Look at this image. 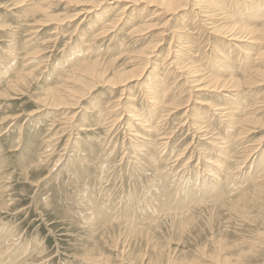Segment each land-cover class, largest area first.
<instances>
[{"label":"rangeland","instance_id":"obj_1","mask_svg":"<svg viewBox=\"0 0 264 264\" xmlns=\"http://www.w3.org/2000/svg\"><path fill=\"white\" fill-rule=\"evenodd\" d=\"M148 1L0 0V264H264V82L239 97L232 83L198 90L264 70L256 0H185L177 13ZM229 26L252 35L214 32ZM147 60L139 81L109 82ZM86 68L112 79L95 84ZM158 77L180 108L170 115L162 95L151 101ZM247 111L259 124L239 135L228 121ZM214 145L230 149L219 172Z\"/></svg>","mask_w":264,"mask_h":264},{"label":"bare ground","instance_id":"obj_2","mask_svg":"<svg viewBox=\"0 0 264 264\" xmlns=\"http://www.w3.org/2000/svg\"><path fill=\"white\" fill-rule=\"evenodd\" d=\"M125 1V0H124ZM131 1V0H130ZM134 2H141V0H133ZM143 1H148V0H142V2ZM156 0H149L148 2H155ZM184 1L185 0H157V2L162 6V7H164L165 9H167V11L168 12H171V13H177L178 11H180L181 9H182V7H184ZM211 1V0H210ZM241 2H240V4H242L243 5V3H246L248 0H240ZM245 1V2H244ZM259 1L260 0H256V2L255 3H253V4H251V5H249V7H250V9H253L254 11H256V12H254V20L255 21H257V19H260L259 20V22H264V2L263 3H261V5L260 4H258L259 3ZM263 0H261V2H262ZM105 2V1H104ZM107 2V1H106ZM127 2V1H126ZM202 2H206V3H204V4H208L209 6H210V4L212 3H209V2H207V1H202ZM131 3V2H130ZM222 3L223 2H217V3H215V4H213V6L214 7H212L214 10H215V7L216 8H221L222 7ZM106 4V3H105ZM196 4V3H195ZM198 4V3H197ZM257 4H258V6H257ZM150 5H155L154 3H150ZM196 6V5H195ZM130 7V6H129ZM199 7V6H198ZM197 7V8H198ZM229 6H227V9H229L228 8ZM131 8V7H130ZM141 8V7H140ZM202 8V7H201ZM109 9V8H108ZM184 9V8H183ZM85 10H87V9H85ZM40 11H42L44 14L46 13L45 11H43V8H41V7H39L38 5H34V7H33V11L32 12H40ZM124 11V10H123ZM128 11V10H127ZM131 11V10H130ZM134 11V10H133ZM207 11V10H206ZM244 10H242L241 12H239V15H241V13L243 12ZM83 12V11H82ZM81 12V13H82ZM89 12V11H88ZM122 12V11H121ZM87 12H85V14H86ZM199 13V12H198ZM209 13L210 12H208V15H209ZM160 14V13H159ZM158 14V15H159ZM200 14V13H199ZM198 14V15H199ZM80 15H82V14H79V16ZM123 15V14H122ZM125 15V14H124ZM157 15V16H158ZM78 16V17H79ZM86 16V15H85ZM84 16V17H85ZM126 16V15H125ZM160 16V15H159ZM207 16V15H206ZM209 16H211V14L209 15ZM123 17V16H122ZM122 17L121 18H119L118 20H116L115 22L112 20V21H110V20H106V22H107V24L105 25L106 26V28L107 29H109V28H115V27H117L120 23H121V21H122ZM208 17V16H207ZM212 17V16H211ZM80 18V17H79ZM125 18V17H124ZM176 18V17H175ZM203 18V17H202ZM174 19V18H173ZM172 19V20H173ZM210 19H212V18H210ZM57 20H58V18H57ZM73 20V19H72ZM78 20V19H77ZM81 20V19H80ZM84 20V19H83ZM171 20V21H172ZM42 21V20H41ZM45 21H46V19H45ZM48 21V20H47ZM218 21V20H217ZM42 22H44V21H42ZM169 22H170V20H169ZM194 22V21H193ZM50 23V22H49ZM204 23V22H203ZM212 23V22H211ZM217 23V22H216ZM43 24V23H42ZM45 24V23H44ZM60 24V23H59ZM222 24V23H221ZM202 25V24H201ZM197 26V25H196ZM81 27V26H80ZM186 27V26H185ZM204 27H206V26H204ZM211 27V26H210ZM106 28H105V31L103 32V33H109L110 31H106ZM179 28V27H178ZM184 28V27H183ZM221 28V27H220ZM63 29V28H62ZM80 28H78V30H79ZM187 29V28H186ZM206 29V28H205ZM208 29V28H207ZM77 30V29H76ZM120 30V29H119ZM179 30V29H178ZM201 30H203V28L201 29ZM233 30H235V26H229V27H227L226 29H224V30H221V29H218V30H216V31H214V32H216V33H218V34H221V35H223L224 37H232V40H234V41H245V40H247V39H249L248 38V36H250V35H252L250 32H248V31H246V32H235V31H233ZM237 30V29H236ZM250 31H252V32H256V33H264V23L262 24V26H261V28H257V29H249ZM57 31H59V30H57ZM80 31V30H79ZM78 31V32H79ZM82 31V30H81ZM177 31V30H176ZM187 31V30H186ZM33 32V31H32ZM36 32H37V30H36ZM61 32V31H60ZM63 32V31H62ZM113 32V31H112ZM112 32H110V33H112ZM167 32V31H166ZM175 32V31H174ZM210 32H213V31H211L210 30ZM83 33V32H82ZM59 34V33H58ZM84 34V33H83ZM86 34V33H85ZM116 34H118V33H116ZM115 34V35H116ZM160 34H162V33H160ZM163 34H164V32H163ZM212 34V33H211ZM214 34V33H213ZM212 34V35H213ZM105 35V34H104ZM103 36V35H102ZM161 36V35H160ZM84 37V36H83ZM110 37V36H109ZM178 38H180V37H178ZM181 38H183V37H181ZM243 38H246V39H243ZM82 39V38H81ZM227 39V38H226ZM83 40H84V38H83ZM159 41H161V40H159ZM183 41V40H182ZM254 41V40H253ZM158 42V41H157ZM159 43V42H158ZM182 43H184V42H182ZM157 44V43H156ZM156 44H155V46H156ZM162 45V44H161ZM195 45V44H194ZM160 46V45H159ZM158 46V47H159ZM184 46V45H183ZM197 46H199V45H197ZM157 47V48H158ZM170 48V47H169ZM155 50V49H154ZM153 51V50H152ZM245 51V50H244ZM145 52V51H144ZM157 52V51H156ZM155 52V53H156ZM172 52H174L173 50H172ZM180 52V51H179ZM145 53H147V52H145ZM144 53V54H145ZM152 53V52H151ZM151 53H149V54H151ZM175 53V52H174ZM246 53H247V51H246ZM153 54H154V52H153ZM176 54V53H175ZM260 54H263V53H260ZM139 55H141V54H139ZM152 55V54H151ZM134 56H136V55H134ZM145 56H147L146 54H145ZM175 56V55H174ZM260 56V55H259ZM140 57V56H139ZM167 57V56H166ZM165 57V58H166ZM192 58V57H191ZM190 58V59H191ZM194 58V57H193ZM133 59V58H132ZM175 59V58H174ZM134 60V59H133ZM137 60H139L138 58H137ZM142 60V59H141ZM140 60V61H141ZM171 60V59H170ZM176 60V59H175ZM219 61L221 60V59H218ZM244 60H246L247 61V58H244ZM167 62V61H166ZM181 62H182V59H181ZM95 63V62H94ZM137 63V62H136ZM139 63V62H138ZM175 63H176V61H175ZM247 63L248 64H250V62L249 61H247ZM85 64H87V63H83V64H81V65H85ZM247 64V65H248ZM96 65V64H95ZM95 65H93V66H95ZM150 65H152V62L150 63L148 60L146 61V62H144V63H142V68L141 69H134V70H131V71H129V72H126V71H120V72H116L115 74H114V80H110V79H112V78H109V80H107L106 79V77H107V73H108V71H104V72H99V71H97V70H95V69H93V70H91V69H88V68H90V67H92V66H90V67H88V68H86V69H88V70H84L85 71V73L84 74H87L88 75V78L92 81V82H94L95 84H97V83H99L101 80H104V82H106V80L107 81H109L110 83H113L114 85L113 86H115V85H119V86H125L127 83H129V82H132V81H139L140 79H141V77H144L145 76V74L148 72V70L150 69L149 68V66ZM172 65V64H171ZM182 66V65H181ZM184 67V66H183ZM182 67V68H183ZM131 68V67H130ZM140 68V67H139ZM168 68V67H167ZM175 68V67H174ZM186 68V65H185V67L183 68V69H185ZM179 69V68H178ZM155 70V69H154ZM156 70H157V67H156ZM241 70V69H240ZM171 71V70H170ZM232 71V70H231ZM258 72H257V74H253V75H251V72L249 73V72H245V74H246V77L247 78H245V80H242V79H238L237 77H230V79L231 80H229V81H221V80H216V79H210V81H208L207 80V82H205V84L206 85H202L204 88L202 89H198V90H201V91H219V92H222V91H225V90H227L226 88H227V86H228V84L229 83H232L233 85H232V87H235V89H237V90H233V91H235V92H237V91H239V92H237V93H233V92H230L229 94H234V96L236 97V96H240V89H243V87H246L247 85L250 87V85H253V86H255L256 84H258V82L259 81H261V82H264V70H262V71H259V70H257ZM199 72H201V71H199ZM239 72V71H238ZM196 73H198V71L196 70ZM202 73V72H201ZM232 73V75L233 74H235V73H233V72H231ZM83 74V75H84ZM186 74V73H185ZM200 74V73H199ZM205 74V73H204ZM207 74V73H206ZM191 75H193V74H191ZM81 76L82 75H80V77H78L77 79V81L79 82V83H82V84H85L86 85V82L81 78ZM235 76V75H234ZM186 77H188V76H186ZM201 77H203V76H201ZM183 78V77H182ZM193 78H196V77H193ZM157 79H159V77L158 78H156V79H154V80H152V84H154L155 86H156V88L155 89H157V90H154L153 89V91H150L151 92V94L153 95L152 97H151V101L153 102V103H155V96H157V95H162L163 96V101L161 102V101H158L159 103V105L157 106V108H162V109H167V111H163V112H167V115H170L172 112H173V110L174 111H178L180 108H178V105L177 106H172L171 104L173 103V102H169V104H167L168 103V101L169 100H167L170 96V92L172 91V89H171V91L169 92V89H167L166 87V85H162V83H160V82H157L156 80ZM202 79V78H201ZM201 79H200V82H201ZM158 81H162V80H158ZM186 81V80H185ZM193 81H195V80H193ZM220 81V82H219ZM103 82V83H104ZM196 82V81H195ZM202 82L204 83V81L202 80ZM197 83V82H196ZM199 83V82H198ZM199 84H201V83H199ZM160 85V86H159ZM262 85V84H261ZM11 86V85H10ZM12 87V86H11ZM128 87V86H127ZM190 87V86H189ZM248 87V88H249ZM212 88H214V89H212ZM247 88V87H246ZM247 88V89H248ZM254 88V87H253ZM193 89V88H192ZM244 90H246V89H244ZM125 91V90H124ZM226 94V93H225ZM243 95H245V94H243ZM242 95V93H241V96H243ZM225 97H223L224 99H231V95H224ZM71 97V96H70ZM190 97V96H189ZM219 97V96H218ZM198 98V97H197ZM241 98V97H240ZM247 99V97L245 96V97H242L241 99ZM65 98L61 95V94H54V95H52L51 97H48L47 98V100L49 101V100H51L52 102H55V101H57V102H62L63 100H64ZM220 99H222V98H220ZM185 101H187V100H185ZM236 102L237 103H240V99L239 98H237L236 99ZM152 103V104H153ZM189 104V103H188ZM231 105H232V107H234V103H230ZM259 104V103H258ZM120 105V104H119ZM119 105H118V107H119ZM207 105V104H206ZM210 105V104H209ZM220 105V104H219ZM237 106H239V104H236ZM122 106V105H121ZM205 106V105H204ZM208 106V105H207ZM217 105H214L213 106V104H212V106H211V108H213L214 109V107H216ZM223 106V105H222ZM221 106V107H222ZM154 107H156V105L154 106ZM180 107V106H179ZM254 107V106H253ZM225 108H226V106H225ZM251 109H253V108H251ZM120 110V109H119ZM137 110V109H136ZM153 110H156V109H154L153 108ZM217 110L218 111H220L221 113H222V117H223V110L224 109H220V108H217ZM229 110V109H228ZM237 110V109H236ZM242 110H244V109H241V111H233V112H231V113H229V114H231L230 116H233L234 115V113L235 114H237V113H239V112H242ZM228 112V111H227ZM230 112V111H229ZM76 113V112H75ZM161 113V112H160ZM164 113V114H165ZM215 113H217V112H215ZM220 113V114H221ZM78 114V113H77ZM141 114V113H140ZM157 114V113H156ZM187 114V113H186ZM218 114V113H217ZM166 115V116H167ZM185 115V114H184ZM225 115H227V114H225ZM159 116V115H158ZM161 116V115H160ZM219 116V115H218ZM77 117V116H76ZM137 117V116H136ZM197 117V116H196ZM227 117H229V116H227ZM235 117V116H234ZM73 118V117H72ZM71 118V119H72ZM74 118H75V116H74ZM133 118H135V116L133 117ZM142 117H140V120H139V118H137V120L139 121V125H142L143 127L145 126L144 124H146V122L147 121H145V119H141ZM164 118V117H163ZM182 118H184V117H182ZM253 118L254 117H252L251 116V114H250V112L249 111H247L246 113L244 112V115H243V117L241 118V119H230L229 118V123L228 124H231V125H233L234 126V128H238V127H240V125H242V129H240V130H237V132H238V134L239 135H244L245 133H250L252 130L250 129V128H247L246 126L247 125H249V124H253V126H256V124H259V122H255L254 123V121H253ZM147 119V118H146ZM168 119V118H167ZM166 119V120H167ZM170 119V118H169ZM169 119H168V121H169ZM196 119V118H195ZM198 119V118H197ZM73 120V119H72ZM119 120V119H118ZM158 120H159V118H158ZM115 121V120H114ZM185 121H187V119L185 120ZM223 121V120H222ZM225 121V120H224ZM137 122V121H136ZM205 122V121H204ZM118 123V122H117ZM138 123V122H137ZM195 123V122H194ZM226 123V122H225ZM113 124H114V122H113ZM158 123L156 122V128L157 129H159L158 128V125H157ZM203 124V123H202ZM68 125H69V123H68ZM115 126V125H114ZM228 126V125H227ZM146 128H148L147 130H149L148 131V133L149 132H151V127H147V126H145ZM154 127V126H153ZM167 127V126H166ZM250 127V126H249ZM114 128V127H113ZM141 128V127H140ZM195 128V127H194ZM230 128V127H229ZM74 129V128H73ZM163 129V128H162ZM157 131V130H156ZM159 131V130H158ZM196 131V130H195ZM125 132V131H124ZM164 132V131H163ZM178 132H180V131H178ZM137 133H139V132H137ZM155 133H158V132H155ZM197 133V132H196ZM204 133V132H203ZM171 134H173V133H171ZM219 134V133H218ZM139 135L141 136V133H139ZM166 135V134H165ZM211 135H214V134H211ZM61 136V135H60ZM146 136V135H145ZM147 136H148V134H147ZM150 136V135H149ZM161 137V136H160ZM212 137H214V136H212ZM216 138V137H215ZM162 139L163 140H166V138L165 137H163L162 136ZM219 139H221V138H219ZM219 139H218V141H219ZM152 140V139H151ZM150 140V141H151ZM170 140V139H169ZM213 140V139H212ZM211 140V141H212ZM234 140V142H235V140H236V138H234L233 139ZM226 141H228V140H226ZM239 141V140H238ZM264 141V140H263ZM180 142V141H179ZM221 142V141H220ZM231 142V141H230ZM237 142V141H236ZM240 142V141H239ZM144 143V142H143ZM166 143H167V140L165 141V142H163V145H164V148H165V146H166ZM181 143V142H180ZM223 143V142H222ZM261 143L262 142H260L258 145H261ZM169 144V143H168ZM217 144V143H216ZM232 144H234V143H232ZM148 145V144H147ZM160 145V144H159ZM257 145V144H256ZM214 146H217V145H214ZM251 146V145H250ZM243 147H245V146H243ZM248 147V146H247ZM252 148H253V146H252ZM140 149V148H139ZM215 149V148H214ZM229 149V146L228 147H225V145H222V147H220V146H217V152H218V156H219V158L220 159H218V160H215L213 163L214 164H216V167H218L219 166V168L217 169L218 170V172H219V169L221 170V168H222V164H223V162H224V160L225 159H227V162L229 161V156H228V153L230 154V149ZM257 149L258 148H255L254 150H251V149H248V152H246L245 153V155H244V158H242V162H243V164H241V166L243 165H245L244 163L245 162H248V161H251V160H253L254 159V157L256 156V152H257ZM165 150V149H164ZM196 150V149H195ZM227 150H228V152H227ZM251 153H250V152ZM160 152V151H159ZM231 152H232V150H231ZM162 153V152H161ZM237 153H239V152H237ZM249 153V154H248ZM159 154V153H158ZM184 154V153H183ZM169 155H171V154H169ZM236 155V154H235ZM241 155V154H240ZM135 156V155H134ZM183 155L181 154V156H178V158L180 159L181 157H182ZM237 156V155H236ZM238 156H239V154H238ZM231 157V156H230ZM237 158L238 157H236V159L235 160H237ZM164 159V158H163ZM240 159V158H239ZM154 160V163L156 164H158L159 165V161H160V159H158V158H154L153 159ZM178 160V159H177ZM165 161V160H164ZM188 161H190V159L188 160ZM238 161H240V160H238ZM162 162V161H161ZM188 163V162H187ZM212 163V162H211ZM254 163V162H253ZM237 164H239V163H237ZM130 165V164H129ZM175 165V164H174ZM156 166V165H155ZM240 166V167H241ZM242 166V167H243ZM109 167V166H108ZM227 167V166H226ZM240 169V168H239ZM226 170H227V168H226ZM180 171V170H179ZM221 172H223V170L222 171H220V174H221ZM225 172V171H224ZM105 174V173H104ZM219 174V173H218ZM216 176V175H215ZM216 179V178H215ZM211 180H214V176H212L211 177ZM111 182V181H110ZM180 182V181H179ZM216 183V182H215ZM217 188H218V186H216ZM182 188V187H181ZM210 189V188H209ZM259 237V236H258ZM260 245V244H259ZM2 247V246H1ZM259 249V248H258ZM2 249H0V259H1V257H2ZM254 254V253H253ZM26 256V255H25Z\"/></svg>","mask_w":264,"mask_h":264}]
</instances>
